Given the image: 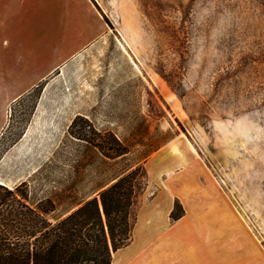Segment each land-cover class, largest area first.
<instances>
[{
    "label": "rangeland",
    "instance_id": "obj_1",
    "mask_svg": "<svg viewBox=\"0 0 264 264\" xmlns=\"http://www.w3.org/2000/svg\"><path fill=\"white\" fill-rule=\"evenodd\" d=\"M90 1L105 33L71 58L65 8L0 0V185L55 199L54 222L131 170L133 210L193 173L264 248V0ZM78 116L126 152L76 138Z\"/></svg>",
    "mask_w": 264,
    "mask_h": 264
},
{
    "label": "crops",
    "instance_id": "obj_2",
    "mask_svg": "<svg viewBox=\"0 0 264 264\" xmlns=\"http://www.w3.org/2000/svg\"><path fill=\"white\" fill-rule=\"evenodd\" d=\"M37 2H46L55 11L65 8L61 28L71 36L86 34L84 42L67 48L71 58L105 33L90 0ZM173 178L176 192L167 196L166 205L152 204L154 198L134 210L131 240L113 254L112 264H264V248L224 193L207 187L193 173Z\"/></svg>",
    "mask_w": 264,
    "mask_h": 264
},
{
    "label": "trees",
    "instance_id": "obj_3",
    "mask_svg": "<svg viewBox=\"0 0 264 264\" xmlns=\"http://www.w3.org/2000/svg\"><path fill=\"white\" fill-rule=\"evenodd\" d=\"M79 119L85 124L74 133ZM86 127L92 137L84 131ZM70 130L107 157L126 152L112 134L105 133L109 137L96 142L94 135L101 137V133L81 116ZM137 170L116 177L96 196L71 205L63 213L66 216L55 217L54 222L49 215L56 210L55 199L33 203L26 190L0 185V264H112L113 254L132 237ZM175 211L173 218L179 215Z\"/></svg>",
    "mask_w": 264,
    "mask_h": 264
}]
</instances>
